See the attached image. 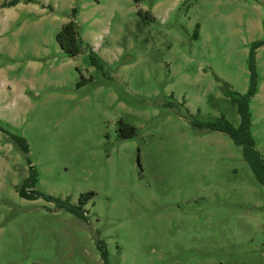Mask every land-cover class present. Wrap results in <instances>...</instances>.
Wrapping results in <instances>:
<instances>
[{
	"label": "rangeland",
	"instance_id": "obj_1",
	"mask_svg": "<svg viewBox=\"0 0 264 264\" xmlns=\"http://www.w3.org/2000/svg\"><path fill=\"white\" fill-rule=\"evenodd\" d=\"M255 42L264 163V0H0V264H264V184L206 126H239ZM32 170L85 217L21 197Z\"/></svg>",
	"mask_w": 264,
	"mask_h": 264
},
{
	"label": "trees",
	"instance_id": "obj_2",
	"mask_svg": "<svg viewBox=\"0 0 264 264\" xmlns=\"http://www.w3.org/2000/svg\"><path fill=\"white\" fill-rule=\"evenodd\" d=\"M135 3H140L143 0H133ZM17 2H13L16 4ZM147 16L152 18L150 12L146 13ZM57 41L63 51H65L70 56H76L79 54L81 50V46L83 45V41L79 36L77 25L74 20H71L66 25L63 26L62 30L59 32L57 36ZM262 42H255L253 44L249 67H250V87L246 94L241 95L238 93L230 92L232 97V102L237 106L238 113L240 115V124L238 127H234L230 122H228L224 117H221L220 120L216 123H209L206 126L211 129L218 130L220 132L226 133L236 145L242 146L244 149V156L250 162L255 176L258 181L264 184V163L258 156V153L254 150V139L250 133V120L251 114L249 110V102L251 98H253L258 93V74L256 72V62H255V50L262 46ZM93 55V51L91 52V56ZM199 125L198 123H195ZM120 131L121 136L124 138L132 137L136 134V129L133 126L125 124L124 122L120 123ZM14 141L18 144L20 149L24 153H28V144L25 139L20 136H12ZM253 153L256 157L254 160L251 156ZM30 162V161H29ZM263 169V171H260ZM37 182V174L35 170H32L30 176L26 178L24 184L19 188V195L26 199H36L38 197H43L47 201H55L60 208L67 209L71 213L79 216L85 217L83 205L90 199L93 193H84L79 198V205H72L69 202H64L62 200H58L52 196L45 195L42 193H38L36 191H31V187L35 186ZM99 250L103 259L106 258V250L104 244L99 243Z\"/></svg>",
	"mask_w": 264,
	"mask_h": 264
}]
</instances>
